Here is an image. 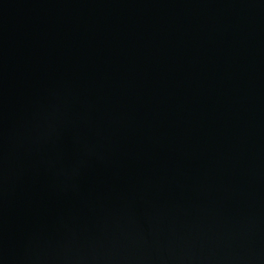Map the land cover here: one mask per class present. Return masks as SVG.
Listing matches in <instances>:
<instances>
[{
    "label": "water",
    "instance_id": "water-1",
    "mask_svg": "<svg viewBox=\"0 0 264 264\" xmlns=\"http://www.w3.org/2000/svg\"><path fill=\"white\" fill-rule=\"evenodd\" d=\"M0 264H264V0H0Z\"/></svg>",
    "mask_w": 264,
    "mask_h": 264
}]
</instances>
